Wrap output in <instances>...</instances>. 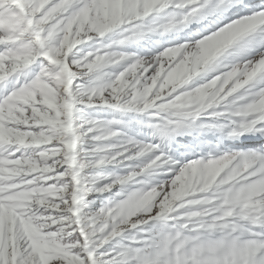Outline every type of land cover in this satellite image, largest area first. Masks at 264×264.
Here are the masks:
<instances>
[{
	"label": "snow or ice",
	"instance_id": "obj_1",
	"mask_svg": "<svg viewBox=\"0 0 264 264\" xmlns=\"http://www.w3.org/2000/svg\"><path fill=\"white\" fill-rule=\"evenodd\" d=\"M0 264H264V0H0Z\"/></svg>",
	"mask_w": 264,
	"mask_h": 264
}]
</instances>
